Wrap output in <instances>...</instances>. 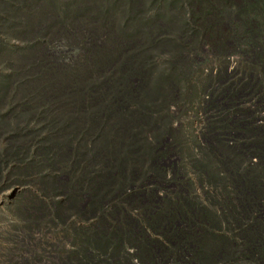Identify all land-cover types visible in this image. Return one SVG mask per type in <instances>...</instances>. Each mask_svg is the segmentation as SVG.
Wrapping results in <instances>:
<instances>
[{"label":"trees","instance_id":"obj_1","mask_svg":"<svg viewBox=\"0 0 264 264\" xmlns=\"http://www.w3.org/2000/svg\"><path fill=\"white\" fill-rule=\"evenodd\" d=\"M30 4L16 3L26 34ZM65 6L31 13L39 20L29 31L44 37L46 48L20 68L13 90L22 98L19 109L0 116L4 124L20 116L26 119L18 123H41L8 132L0 153V178L12 167L13 182L37 184V196L18 207L26 229L93 220L91 229L74 230L71 242L79 250L62 264H264V128L252 117L264 111V0H77ZM99 36H110L111 52L101 51ZM63 39L84 53L72 67L50 46ZM168 39L171 70L155 86L156 109L145 111L138 104L145 71ZM205 46L220 60L236 52L241 64L234 78L224 66L215 74L209 68L202 85L204 91L217 82L203 107L210 152L230 134L244 137L218 152L229 186L211 201L218 217L200 206L179 174L167 198L159 202L155 194L167 183L161 163L178 146L164 128L166 110L181 98L180 83L201 70ZM248 98L256 109L236 108ZM211 111L240 112L214 118ZM199 174V182H210L205 168Z\"/></svg>","mask_w":264,"mask_h":264},{"label":"rangeland","instance_id":"obj_2","mask_svg":"<svg viewBox=\"0 0 264 264\" xmlns=\"http://www.w3.org/2000/svg\"><path fill=\"white\" fill-rule=\"evenodd\" d=\"M29 1L31 2L30 6H34V8L28 11L29 15L27 17H23L28 31L26 34L22 32L21 19L23 15L16 8L18 0H0V95L2 93L6 94L5 101L0 106V116L3 117H8L9 114L19 109L17 102L21 101L22 98L19 99L17 95H13V90L18 79L21 78V66L28 58L46 48L45 38L29 31L31 26L33 27L39 20L36 14L32 15L31 13L38 6L40 11L47 10V8L63 9L66 7L65 5L77 0ZM147 14L151 13L148 12ZM117 15L119 17V13L114 14L115 18H117ZM109 37L101 36L99 43L96 41V44L100 45L99 48H102V52L105 50L106 52L112 51ZM168 40L171 42L165 43L164 46L166 47H157L153 51L151 67H147L148 72L145 71V81L140 88V90H143V95L138 102L145 111L156 109L154 101L150 99L157 83L171 70L167 58L172 56L174 44L171 39ZM50 46L56 54L65 53L63 61L69 67H72L75 59H81L84 56L79 46L70 44L67 39L57 41ZM200 56V59L197 60V67L201 70L194 71L185 82L180 83L181 98L172 101L168 109H165L168 117H164L168 118V121L164 128L165 130L167 127L171 129V133H168V130H166V133L170 138L173 137L177 141L178 146L166 155L161 163L165 167L164 179L167 183L165 187L158 188L155 194L159 202L167 198L168 194L176 190L173 181L178 180V178L175 179V176L179 174L181 177L179 180L185 181L189 185L191 195L196 198L200 206L207 207L215 217H218L219 208L213 205L211 201L222 199L225 189H229L228 183L223 177L224 171L219 162L220 154L218 152L227 153L228 149L233 147L232 143L236 144L244 140V137L239 132L230 134L223 146L218 145L220 146L217 149L218 152H210L208 138L205 140L206 135H208L206 133L208 128L205 115H208V112H203V107L206 105L209 93L213 92L212 89L215 90L217 82H213V85L210 84L204 91L202 85L206 82L204 74L209 68L215 74L217 69L224 66L225 72L227 74L231 73L232 78H234L241 73V64L239 55L236 52L227 55L223 60L215 59L209 54L207 46L202 48ZM140 83V80H134L135 85L140 86ZM253 101L254 98H248L247 101L237 104L236 108L256 109ZM239 112L219 113L211 111L209 113L217 118L227 117L231 113L234 115L239 114ZM252 117L255 119L254 125L264 128L263 110L255 111ZM21 119H26V117L20 116L8 121L7 124L2 123L3 120L0 121V131H3L0 135V153L7 146L5 137L8 132L20 129L18 126L21 125H25L26 128L32 126L37 128L41 124L33 118L18 123ZM160 126V129L163 128V125ZM45 134V130L41 129L40 135ZM210 134L208 135L209 138L211 137ZM202 168H205L206 172L209 173L210 182L208 184L199 182V180L204 181V177L200 178L201 175L199 174ZM11 172L12 167H5L0 178V264H62L63 259L74 256L79 250L80 245L77 242H71L74 230H78L80 233L87 230L93 220L88 219L86 222L74 223V227H70L72 224H69L64 227L44 226L41 229L27 230L18 207L25 200L30 199L31 196H37V184L15 183L13 182L14 175H11ZM153 185L155 186V184H148L147 187L150 188ZM58 199L59 197H55L52 200L56 202ZM88 229H91V227ZM224 234L226 235L227 231H224ZM66 235H69V238L64 240ZM123 252H130V249L127 248Z\"/></svg>","mask_w":264,"mask_h":264}]
</instances>
